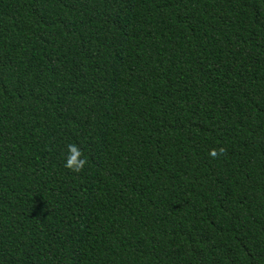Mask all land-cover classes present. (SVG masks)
I'll return each instance as SVG.
<instances>
[{
  "label": "trees",
  "instance_id": "16d2710c",
  "mask_svg": "<svg viewBox=\"0 0 264 264\" xmlns=\"http://www.w3.org/2000/svg\"><path fill=\"white\" fill-rule=\"evenodd\" d=\"M0 264H264V0H0Z\"/></svg>",
  "mask_w": 264,
  "mask_h": 264
},
{
  "label": "clouds",
  "instance_id": "9594fccd",
  "mask_svg": "<svg viewBox=\"0 0 264 264\" xmlns=\"http://www.w3.org/2000/svg\"><path fill=\"white\" fill-rule=\"evenodd\" d=\"M66 153L63 158V166L73 172H77L85 166L86 159L82 154L81 148L76 143L66 144ZM223 152V148L219 149ZM209 156L215 157L217 150L212 149L209 151Z\"/></svg>",
  "mask_w": 264,
  "mask_h": 264
}]
</instances>
